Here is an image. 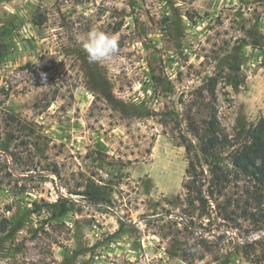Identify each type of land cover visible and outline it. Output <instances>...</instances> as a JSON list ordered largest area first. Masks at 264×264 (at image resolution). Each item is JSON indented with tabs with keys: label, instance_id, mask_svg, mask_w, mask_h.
<instances>
[{
	"label": "rangeland",
	"instance_id": "1",
	"mask_svg": "<svg viewBox=\"0 0 264 264\" xmlns=\"http://www.w3.org/2000/svg\"><path fill=\"white\" fill-rule=\"evenodd\" d=\"M93 25L119 37L111 62L78 43ZM212 76L239 147L264 118V0H0V264H264L246 177L234 220L190 231L168 215L184 204L180 133L208 180L211 163L232 169V149L207 158L186 126Z\"/></svg>",
	"mask_w": 264,
	"mask_h": 264
},
{
	"label": "trees",
	"instance_id": "2",
	"mask_svg": "<svg viewBox=\"0 0 264 264\" xmlns=\"http://www.w3.org/2000/svg\"><path fill=\"white\" fill-rule=\"evenodd\" d=\"M218 84L219 79L212 76L189 93L191 100L185 111V121L188 135L197 140L201 152L207 158L218 160L220 154L232 149L229 153L232 169L222 167L218 162L211 163L208 180L205 171L196 164L190 138L180 133V144L185 149L188 167L182 184L184 204L180 211L181 217H176H179V224L190 231L198 229V219H211L213 215L223 218L224 222L234 220L236 211L232 208L235 203L228 194L234 176L246 177L254 188L253 193L259 199L264 197V118L248 129L245 143L236 147L217 115ZM243 216L247 217L246 210ZM200 237L201 242H207L203 234ZM252 245L247 244L248 247Z\"/></svg>",
	"mask_w": 264,
	"mask_h": 264
},
{
	"label": "clouds",
	"instance_id": "3",
	"mask_svg": "<svg viewBox=\"0 0 264 264\" xmlns=\"http://www.w3.org/2000/svg\"><path fill=\"white\" fill-rule=\"evenodd\" d=\"M78 43L90 63L111 62L118 56V35L104 31L99 25H93L89 31L78 37Z\"/></svg>",
	"mask_w": 264,
	"mask_h": 264
},
{
	"label": "water",
	"instance_id": "4",
	"mask_svg": "<svg viewBox=\"0 0 264 264\" xmlns=\"http://www.w3.org/2000/svg\"><path fill=\"white\" fill-rule=\"evenodd\" d=\"M171 214H176V215H178V216L181 217V215H180L179 213H170V214H168V215L170 216ZM263 234H264V231H263Z\"/></svg>",
	"mask_w": 264,
	"mask_h": 264
}]
</instances>
